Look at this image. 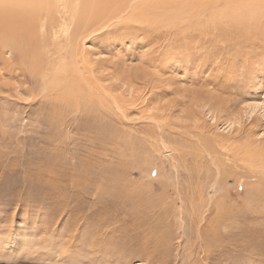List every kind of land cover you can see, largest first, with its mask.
Returning a JSON list of instances; mask_svg holds the SVG:
<instances>
[{
  "label": "rangeland",
  "instance_id": "obj_1",
  "mask_svg": "<svg viewBox=\"0 0 264 264\" xmlns=\"http://www.w3.org/2000/svg\"><path fill=\"white\" fill-rule=\"evenodd\" d=\"M31 1L32 45L18 52L28 64L0 46V264H200L196 226L218 227L213 264H246L235 245L264 236V31L253 33L264 29V0H211V24L187 12L191 0H136L121 21L134 1L113 2L111 15L101 4L89 16L105 25L77 48V27L45 23L54 1ZM92 1L61 0L56 16L78 21ZM71 60L104 89L94 104L59 97L49 69L70 71ZM146 234L156 242L149 260Z\"/></svg>",
  "mask_w": 264,
  "mask_h": 264
},
{
  "label": "bare ground",
  "instance_id": "obj_2",
  "mask_svg": "<svg viewBox=\"0 0 264 264\" xmlns=\"http://www.w3.org/2000/svg\"><path fill=\"white\" fill-rule=\"evenodd\" d=\"M48 1H54V3H55V5H56V9H55V12H54V14L52 13V8H51V4H49V6H48V9H47V15H46V17H45V23H48V25L50 24V29H53V30H55V28L54 27H56V25H58L59 24V30L60 31H62V30H64V28H65V25H67L68 27H69V33H70V35L72 34V30L75 28V27H77V33L78 34H76V41L77 42H74V44L73 45H75V48H77V46H79L80 45V41H83V38L81 39V37L82 36H84L86 33L88 34V31H90V30H93L92 28L94 27V26H97V25H102L103 23H101V22H99V20L97 21V18L96 19H91L90 18V16H89V14L90 13H92V12H94V14H95V6H97L98 8H96V10L97 9H100L99 8V6L102 4V7H103V11L107 8L108 10H110V15H111V13H113L114 12V6L112 7V8H110L109 6L110 5H112V3L114 2L115 3V5L117 4V3H120L121 2V0H99V1H97V0H93L92 1V3L90 4V3H88V2H86L85 4H84V6L83 7H81V10H82V12H81V16L82 17H79V19H78V21H76L75 19L77 18H75L74 19V15H73V17H72V19L70 20V22L69 23H67L66 22V20L64 19V16L63 15H61V16H56V13L57 12H59L60 11V5L58 4V3H63V2H61V0H48ZM105 1V8H104V6H103V2ZM128 1V0H127ZM132 2L134 1V3H130V2H128V3H130V4H125L126 3V0H124V4H125V8L126 9H123V11H122V16H121V14H120V21L121 20H126V19H129L131 16H133V15H131L130 14V12H132V10H133V8H135L136 6H137V1L136 0H131ZM136 1V2H135ZM176 1V0H175ZM209 1H211V0H191V1H188V3L189 4H186L188 7H191L194 11L192 12V11H190V8L188 9H186L185 8V6H183V7H181L180 9H179V11H177L175 8V13L176 12H178V16H182L183 15V13H184V10L186 9L187 10V12H190V14L191 13H194V15L196 16V17H199L200 15H203V14H205L206 12H207V8H210V6H212L213 4H214V2L212 3V2H209ZM213 1V0H212ZM217 1V0H216ZM232 2H235V1H243V0H231ZM33 3L31 0H0V46L4 49V48H8V50H9V47H7L9 44L10 45H12V47H10V52H12L13 54H15V57H14V60L12 59H9V61L11 60L12 61V63L14 64V65H19L20 63L19 62H21V64H23L22 63V61H23V56L22 57H20L19 55H18V52H19V50H20V52L22 51V50H24V48H23V45L25 46V42H26V39H33V36H32V38H29L30 36L29 35H27L26 34V36H28V38H26L25 39V32H26V29H28V27H29V25L31 26V19H30V21L28 20L30 17L32 18V16H33V13L35 12L34 11V8H32L31 9V7H30V5H31V3ZM151 2V1H150ZM159 2V1H158ZM177 3H174V0H172L171 2H169V4H167L169 7L170 6H176V8H177V6H179V5H184V2L183 1H181V0H177L176 1ZM50 3V2H49ZM147 3V2H146ZM149 3V2H148ZM156 3V2H155ZM174 3V4H173ZM224 3H225V1H224ZM245 3V2H244ZM161 4V3H160ZM44 5V4H43ZM118 5H121V4H118ZM149 5V4H148ZM158 5H159V3H158ZM162 5V4H161ZM252 5V4H251ZM40 6V5H39ZM146 6V5H145ZM163 6V5H162ZM263 6H264V3H263ZM57 7H59V8H57ZM128 7V8H127ZM150 7V6H149ZM180 7V6H179ZM40 8V7H39ZM38 8V9H39ZM42 8V7H41ZM41 8L39 9V11L41 10ZM110 8V9H109ZM211 8H213V7H211ZM216 8V7H215ZM218 8V7H217ZM233 8V7H232ZM235 8H237V7H235ZM257 8V7H256ZM263 8V12L261 13L260 12V15H262V16H260V21H262L263 22V28H264V7H262ZM43 9V8H42ZM80 9V4H75V12L77 13L78 12V10ZM107 9H106V11H107ZM120 9V8H119ZM136 9V8H135ZM135 9H134V11H135ZM167 9V8H166ZM214 9V8H213ZM80 10V11H81ZM129 11V13H128V11ZM138 10V9H137ZM146 10V9H145ZM156 10V9H155ZM212 10V9H211ZM246 10V9H245ZM105 11V12H106ZM153 11V10H152ZM163 11H165V10H163ZM239 12H241L239 15L241 16V17H243L244 18V13H243V11H240V10H238ZM258 11H261L260 9H258L257 11H255L254 13H257ZM102 12V11H101ZM105 12H104V14H105ZM109 12V11H108ZM155 12V11H154ZM231 12V11H230ZM231 13H234V11H232ZM250 13H253V11H251L250 10ZM253 13V14H254ZM57 14H59V13H57ZM79 14H80V12H79ZM99 14H101V13H99ZM102 14H103V12H102ZM106 14H107V12H106ZM115 14H116V12H115ZM133 14H134V12H133ZM155 14H156V12H155ZM173 12H170L169 13V15L167 14V18L165 17V15L163 14V13H160L159 11H158V16L159 15H164V16H159V17H165L166 18V20L168 21V19L169 18H171L172 19V17H173ZM189 14V15H190ZM207 14H209L210 15V18L208 19L205 15H203V16H201V17H203V20H205L207 23H209V24H211L212 23V21H216L215 20V18H216V16H217V14H216V11H211V12H207ZM206 14V15H207ZM225 14H226V12H225ZM35 15V14H34ZM113 16H112V18L115 16L114 14H112ZM119 15V12H117V15L116 16H118ZM188 15V14H187ZM188 15V16H189ZM80 16V15H79ZM194 16V17H195ZM208 16V15H207ZM225 16V15H224ZM100 17H101V15H100ZM151 17V16H150ZM194 17H191V18H194ZM107 18V17H106ZM132 18H134V17H132ZM156 18V17H155ZM187 18V17H186ZM200 18V17H199ZM227 18H229V17H227ZM249 18V17H248ZM99 19V18H98ZM118 19V18H117ZM142 19V18H141ZM159 19V18H158ZM226 19V18H225ZM224 19V20H225ZM233 19V18H232ZM240 19H242V18H240L239 17V19H237V21L239 22L238 23V25L240 26V27H238V30H240L239 31V33L240 34H242V38H244V40H245V42L246 41H248V37H247V32L245 31V27H247L246 25H245V23L243 24V22L240 20ZM251 19V18H250ZM253 19V18H252ZM103 20V19H102ZM179 20V19H178ZM254 20V19H253ZM252 20V21H253ZM35 21V20H34ZM104 21H106V22H108V19L107 20H104ZM128 21V20H127ZM159 21H161V20H158V22ZM164 21V20H163ZM229 21V20H228ZM232 21V20H231ZM249 21V20H248ZM30 22V23H29ZM77 22V23H76ZM97 22V23H96ZM152 22V21H151ZM165 22V21H164ZM204 22V21H203ZM235 22V21H234ZM245 22V21H244ZM29 23V24H28ZM67 23V24H66ZM101 23V24H100ZM138 23H140V22H138ZM166 23H168V22H165V24ZM180 23V22H179ZM186 23V22H185ZM228 23V22H227ZM149 24V23H148ZM176 24V23H175ZM103 25H105V24H103ZM119 25V24H118ZM156 25V24H155ZM189 26H190V24H188ZM262 25V24H261ZM173 27V29L174 28H176L177 27V25H174V26H169V28H172ZM187 27V26H186ZM186 27H185V29H186ZM191 27V26H190ZM224 27V26H223ZM242 27V28H241ZM262 27V26H261ZM168 28V29H169ZM182 28V27H181ZM198 28V27H197ZM196 28V29H197ZM217 28V27H216ZM215 28V29H216ZM188 29V28H187ZM195 29V30H196ZM221 29V28H220ZM219 29V30H220ZM163 30V29H162ZM177 30V29H176ZM191 30V29H190ZM194 30V29H193ZM200 30V29H199ZM218 30V29H217ZM225 30V29H224ZM29 31V30H28ZM74 31V30H73ZM174 31V30H173ZM179 31V30H178ZM177 31V32H178ZM204 31V30H203ZM221 31V30H220ZM247 31H248V29H247ZM255 31V32H254ZM253 31V33H255V34H257L258 35V31L259 32H263L264 31V29H262V30H259V29H257V30H254ZM31 32V31H30ZM53 32V31H52ZM57 31H55L54 33H56ZM83 32H85V34L83 33ZM172 31L171 30H167V34H170ZM182 32V31H181ZM200 32V31H199ZM229 32V31H228ZM172 33H175V32H172ZM191 33H192V31H191ZM260 33V34H261ZM86 34V35H87ZM155 34V33H154ZM209 34H211V33H209ZM222 34V33H221ZM42 35V34H41ZM73 35H75V33H73ZM158 35V34H157ZM161 36V35H160ZM194 36V35H193ZM262 36H263V34H262ZM35 37V36H34ZM37 37V36H36ZM161 37H163V36H161ZM176 37V36H175ZM183 37V36H182ZM200 38V37H199ZM220 38V37H219ZM35 39V38H34ZM81 39V40H80ZM84 39H85V37H84ZM202 39V38H201ZM200 39V40H201ZM218 39V38H217ZM221 39V38H220ZM27 40V41H28ZM40 40V39H39ZM227 40V39H226ZM51 41V40H50ZM216 41V40H215ZM221 41H223V39H221ZM34 42V41H33ZM36 42H38V40L36 41ZM49 42V41H48ZM84 42V41H83ZM28 43H29V41H28ZM27 42H26V45L28 44ZM32 43V42H31ZM31 43H29V44H31ZM28 44V45H29ZM34 44H37V43H34ZM76 44H77V46H76ZM9 45V46H10ZM32 45V44H31ZM30 45V46H31ZM50 45V44H49ZM29 46V47H30ZM34 46V45H33ZM31 47V49L32 50H30V51H36V49L34 48V47ZM38 46V45H37ZM69 46V45H68ZM85 46V45H84ZM28 47V46H27ZM39 47V46H38ZM23 48V49H22ZM44 48V47H43ZM1 49V48H0ZM82 50L79 52L78 51V53L83 57V55H84V49L83 48H81ZM11 50H13V51H11ZM70 50V49H69ZM78 50V49H77ZM29 51V50H28ZM38 51H39V49H38ZM71 51V50H70ZM3 52V51H2ZM7 53V52H6ZM22 53H23V51H22ZM30 53V52H29ZM36 53V52H35ZM42 53H45L44 51L42 52ZM71 53H73V50H72V52ZM70 53V54H71ZM25 54V53H24ZM74 54V53H73ZM78 54V55H79ZM39 55H41V54H38V56ZM43 55V54H42ZM49 55V54H48ZM52 56V55H51ZM44 57V56H43ZM23 58V59H22ZM40 58V57H39ZM47 58H48V56H47ZM73 58H75V56L73 57ZM77 58V57H76ZM79 58V57H78ZM42 59V58H41ZM45 59H46V57H45ZM25 60V59H24ZM32 60V59H31ZM30 60V61H31ZM46 60H48V59H46ZM46 60H44V61H46ZM81 60H83V59H81ZM86 60L87 61H89V59H87L86 58ZM86 60H85V62H86ZM37 61H38V58H37ZM40 62L42 61V60H39ZM49 61V60H48ZM7 62V61H6ZM18 62V63H17ZM79 62V61H78ZM78 62H77V64H78ZM10 63V62H9ZM26 63V62H25ZM25 63L23 64V66L25 65ZM42 63V62H41ZM92 63V62H91ZM90 63V64H91ZM26 64H28V63H26ZM30 64V63H29ZM32 64V63H31ZM33 64H35V62L33 63ZM37 64H39V62H37ZM43 64V63H42ZM63 65H62V67L60 68V69H57V71H55V70H51V69H49V71L52 73V72H55L56 73V75L57 76H55L54 78L55 79H57L56 80V82H55V85H54V87L56 88V90H58V95H59V97L60 98H63V97H65V98H67V99H71V98H73V100H75V102L77 101V100H83V99H85L86 101L87 100H89V102H90V105L92 104V102H93V104H94V102L95 101H97V97H100L101 95H102V93L103 92H101L100 90L102 89V90H104L101 86H99L101 89L99 90L97 87V89H95L93 86H94V77L93 78H91L90 76H87V78H85V76H86V68H87V66L85 67H78L79 65H77L76 66V64H75V61L74 60H71V68H70V71H68V69H67V65H65L66 63H62ZM80 64V63H79ZM225 64V63H224ZM10 65V64H9ZM44 65H46L45 63H44ZM27 66V65H26ZM12 67H14V66H12ZM19 67H20V65H19ZM37 67V66H36ZM43 67H45V66H43ZM46 67H47V65H46ZM45 67V68H46ZM51 67V66H50ZM21 68V67H20ZM25 68V67H24ZM49 68V67H48ZM58 68V67H57ZM15 69H16V67H15ZM18 69V68H17ZM44 69V68H43ZM42 69V70H43ZM47 69V68H46ZM46 69H45V71H46ZM87 69H89V68H87ZM12 70H14V69H12ZM27 70V69H26ZM31 70H33V67H32V69ZM165 70V69H164ZM163 70V71H164ZM6 71V70H5ZM15 71V70H14ZM37 72V70L36 69H34V72ZM89 71V70H88ZM88 71H87V73H88ZM160 71V70H159ZM162 71V70H161ZM34 72H32L33 74H35ZM39 72V71H38ZM44 72V71H43ZM71 74H70V73ZM96 72V71H95ZM46 74L45 75H42V73L40 74V75H42L43 77H41V79L43 78V89H42V91L43 92H46V90H48V82H49V79H48V74H47V72H45ZM49 73V72H48ZM93 73V72H92ZM32 75V74H31ZM71 75V76H70ZM93 75H95V74H93ZM46 76V77H45ZM51 76V75H50ZM54 76V75H53ZM96 76V75H95ZM45 77V78H44ZM158 77V76H157ZM59 78V79H58ZM51 79V78H50ZM36 82V81H35ZM51 82V81H50ZM96 82V81H95ZM165 83V82H164ZM50 84V83H49ZM96 86V85H95ZM128 87V86H127ZM130 90V89H129ZM49 91V90H48ZM54 91H55V89H54ZM51 92V91H50ZM56 93V92H55ZM45 94V93H44ZM47 95H49L48 93H46ZM51 94V93H50ZM152 94H154V92H152ZM158 94V93H157ZM55 95V94H54ZM51 96V98H52V95H50ZM49 97V96H48ZM76 97H77V99H76ZM111 97V96H110ZM46 98V96H44V99ZM79 98V99H78ZM104 98V97H103ZM51 100V99H50ZM62 100V99H61ZM65 100V99H64ZM64 100H62V101H64ZM66 101V100H65ZM85 101V102H86ZM57 102V101H56ZM99 102V101H98ZM97 102V103H98ZM107 102V101H106ZM118 102V101H117ZM74 103V102H73ZM77 103V102H76ZM96 103V104H97ZM108 103V102H107ZM64 104V103H63ZM80 104V106L82 105L81 103H79ZM116 104V103H115ZM132 104V103H131ZM70 105V104H69ZM117 105V104H116ZM135 106V105H134ZM64 107V106H63ZM92 107H95V106H92ZM127 107V106H126ZM124 108L125 109V111H124V113L126 114V112H128V110L126 111V109L127 108ZM118 108V107H117ZM138 108V107H137ZM119 109V108H118ZM35 115V114H34ZM127 115V114H126ZM127 119V118H126ZM122 123V122H121ZM161 127V126H160ZM182 131V130H181ZM163 141V140H162ZM171 143V142H170ZM249 154V153H248ZM250 158V157H249ZM243 167V166H242ZM178 229H181V228H179L178 227ZM195 240L193 241V244H192V246L190 247V249H192L193 251H195L196 252V254L198 255L197 257L198 258H200V264H213V262H214V260H216L215 258H217L216 257V252H218L219 250H218V248L219 247H217L216 245H217V242H218V227L217 226H211V228L210 229H206L205 228V226H196V229H195ZM184 232H185V230H184ZM178 233V232H177ZM250 233H252V232H247V234H250ZM258 233V232H257ZM243 234V233H242ZM160 235V234H159ZM161 235H163V234H161ZM178 236V235H177ZM181 236V235H180ZM159 237H161V236H159ZM244 237V236H243ZM248 238L249 239H247L246 241H244V244L242 245V244H239V245H235L236 247H235V250H233L234 252H236L237 254L238 253H242V254H245V256L247 257V259H245L244 257H243V255H241L240 257H242L243 259H244V261H243V259H242V261L243 262H246V264H247V262H248V258H250V257H254V256H257V257H259V261H257V263L258 264H264V236H262V235H260V237H258V238H256V239H251L249 236H248ZM137 239V238H136ZM181 239V238H180ZM138 240L140 241V246H141V252H147L146 253V255H147V259L149 260V258H155L154 257V255H153V252L154 251H152V249H151V251L149 252V251H147L148 249H150V248H153V249H155L156 248V242H155V240L151 237V236H148V234H146V236L145 237H143V239H139V237H138ZM164 240H165V235H164ZM157 245L159 246L160 245V243L159 242H157ZM179 246H181L180 244L178 245V247ZM238 246H239V248H238ZM195 247V248H194ZM249 247H251V249H249ZM189 249V248H188ZM189 249V250H190ZM116 252V251H115ZM177 254H178V252H177ZM193 254V253H192ZM249 254H251L252 256H250ZM249 255V256H248ZM178 257V256H177ZM164 259V258H163ZM197 259V258H196ZM118 260V259H117ZM160 260V259H159ZM165 260H167V259H165ZM198 261H199V259H198ZM253 261V260H252ZM160 262V261H159ZM211 262V263H210ZM249 262H251V260L249 261ZM240 264H241V262H239ZM161 264H167V262L166 261H163ZM187 264V263H186ZM252 264V263H251Z\"/></svg>",
  "mask_w": 264,
  "mask_h": 264
}]
</instances>
